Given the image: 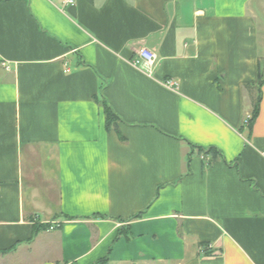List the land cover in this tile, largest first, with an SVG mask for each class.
<instances>
[{
  "label": "crops",
  "instance_id": "1",
  "mask_svg": "<svg viewBox=\"0 0 264 264\" xmlns=\"http://www.w3.org/2000/svg\"><path fill=\"white\" fill-rule=\"evenodd\" d=\"M262 35L264 0H0V264H264Z\"/></svg>",
  "mask_w": 264,
  "mask_h": 264
},
{
  "label": "built area",
  "instance_id": "2",
  "mask_svg": "<svg viewBox=\"0 0 264 264\" xmlns=\"http://www.w3.org/2000/svg\"><path fill=\"white\" fill-rule=\"evenodd\" d=\"M62 3L67 4V5H73L75 3V0H60ZM155 61V55L154 53L149 50L148 48L142 47L140 48L137 52H136V57L134 59L131 60L132 65L139 67V66H143L145 69V72H147L148 74L151 73V66L153 65ZM162 84L164 86L167 87H173V85L175 84V82L173 80H164L162 82ZM250 118V115L246 116V120L245 122H247V120ZM207 246H204V249H206ZM203 251V250H201Z\"/></svg>",
  "mask_w": 264,
  "mask_h": 264
},
{
  "label": "trees",
  "instance_id": "3",
  "mask_svg": "<svg viewBox=\"0 0 264 264\" xmlns=\"http://www.w3.org/2000/svg\"><path fill=\"white\" fill-rule=\"evenodd\" d=\"M259 101H260V96L258 94L257 97L255 98L254 102H253L254 103L253 104V110H252V116L253 117H255L256 114H257V112H258V104H259ZM102 105H103V108H104L106 125L108 127L111 124L112 119L115 118V114L111 110V108L108 105H106V103H102ZM208 152H215V150H214L213 147H210L208 149ZM134 217H136V216H134ZM66 219L68 220V219H71V218H66Z\"/></svg>",
  "mask_w": 264,
  "mask_h": 264
},
{
  "label": "rangeland",
  "instance_id": "4",
  "mask_svg": "<svg viewBox=\"0 0 264 264\" xmlns=\"http://www.w3.org/2000/svg\"><path fill=\"white\" fill-rule=\"evenodd\" d=\"M260 42H261L260 48L262 49V52L264 53V35H262V37H260ZM262 75L264 76V61L262 63Z\"/></svg>",
  "mask_w": 264,
  "mask_h": 264
}]
</instances>
